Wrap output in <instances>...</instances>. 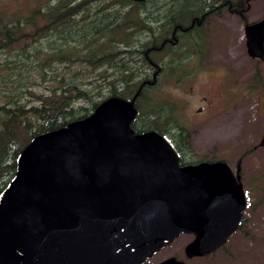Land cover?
Returning a JSON list of instances; mask_svg holds the SVG:
<instances>
[{
  "label": "water",
  "instance_id": "1",
  "mask_svg": "<svg viewBox=\"0 0 264 264\" xmlns=\"http://www.w3.org/2000/svg\"><path fill=\"white\" fill-rule=\"evenodd\" d=\"M245 35L264 59V16ZM136 112L135 97L113 96L21 150L0 192V264H145L182 232L199 255L239 227L246 196L229 163L181 164L165 134L131 126Z\"/></svg>",
  "mask_w": 264,
  "mask_h": 264
},
{
  "label": "trees",
  "instance_id": "2",
  "mask_svg": "<svg viewBox=\"0 0 264 264\" xmlns=\"http://www.w3.org/2000/svg\"><path fill=\"white\" fill-rule=\"evenodd\" d=\"M149 1L56 0L22 15L0 12V192L36 135L91 114L113 96L135 97L131 126L137 132L175 129L182 139L176 149H191L190 131L174 115L175 104L157 93L158 77L168 69L158 55L170 53L169 66L181 67L187 57L182 43L187 50L201 46L202 21L220 5L171 0L157 17ZM142 33L147 38H139ZM87 67L97 71L89 81L83 76ZM34 73L48 83L47 91L35 88ZM180 163L196 162L180 155Z\"/></svg>",
  "mask_w": 264,
  "mask_h": 264
},
{
  "label": "rangeland",
  "instance_id": "3",
  "mask_svg": "<svg viewBox=\"0 0 264 264\" xmlns=\"http://www.w3.org/2000/svg\"><path fill=\"white\" fill-rule=\"evenodd\" d=\"M50 1L56 0H0V12L26 14ZM223 1L213 0L220 9L202 21V45L195 48L191 44L192 49L187 50V44L182 43L180 52L187 57L181 67L169 66L170 53L158 55L168 69L158 77L157 93L175 104L174 115L190 131L192 147L178 151L179 155L194 162L225 159L243 183L247 202L243 225L223 245L199 255L186 253L195 234L182 232L145 264L171 256L185 264H264V147L259 145L264 132V59L249 55L245 35V24L264 16V0H228L234 2L230 6ZM170 2L150 0L149 5L162 17ZM138 37L144 39L147 34ZM96 72L87 67L83 76L89 81ZM33 76L35 88L47 91L48 83L36 73ZM175 132L170 129L165 135L176 148L182 139Z\"/></svg>",
  "mask_w": 264,
  "mask_h": 264
},
{
  "label": "flooded vegetation",
  "instance_id": "4",
  "mask_svg": "<svg viewBox=\"0 0 264 264\" xmlns=\"http://www.w3.org/2000/svg\"><path fill=\"white\" fill-rule=\"evenodd\" d=\"M237 178H238V177H237ZM238 180H239V179H238ZM246 206H247V202H246ZM244 209H245V208H244ZM243 220H244V218L242 217V221H241L240 225H242ZM240 225H239V227H240ZM236 230H237V229H236ZM236 230H235V231H236ZM235 231H234V232H235ZM192 233H193V232H192ZM232 233H233V232H232ZM232 233H231V234H232ZM194 234H195V233H194ZM231 234H230V235H231ZM194 238H195V237H194ZM221 243H222V242H221ZM219 244H220V243H219ZM219 244H218V245H219ZM187 245H188V244H187ZM186 247H187V246H186ZM212 247H214V246H212ZM209 248H211V247H209ZM206 249H207V248H206ZM206 249H204V251H205ZM204 251H203V252H204ZM203 252H202V253H203ZM190 255H197V254H190Z\"/></svg>",
  "mask_w": 264,
  "mask_h": 264
}]
</instances>
